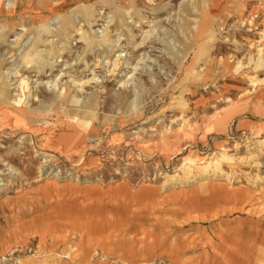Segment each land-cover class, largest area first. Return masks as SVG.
Returning <instances> with one entry per match:
<instances>
[{
	"label": "rangeland",
	"instance_id": "obj_1",
	"mask_svg": "<svg viewBox=\"0 0 264 264\" xmlns=\"http://www.w3.org/2000/svg\"><path fill=\"white\" fill-rule=\"evenodd\" d=\"M4 1L25 7L0 15V264L251 252L264 0Z\"/></svg>",
	"mask_w": 264,
	"mask_h": 264
},
{
	"label": "crops",
	"instance_id": "obj_2",
	"mask_svg": "<svg viewBox=\"0 0 264 264\" xmlns=\"http://www.w3.org/2000/svg\"><path fill=\"white\" fill-rule=\"evenodd\" d=\"M228 1H229V3L226 4L227 0H210V7H213L215 12L218 10H222L224 8V6H227V5L229 6V4L232 3L231 0H228ZM5 3H7V2L4 1V4L3 3L1 4L2 8H1L0 15L2 12H5L4 9L6 10L7 8H13L14 10H17L18 8L25 7L21 3H13L12 5H9V6H7ZM31 5L32 4H30L27 7L31 8ZM6 14L7 13L5 12L4 15H6ZM253 244H254V247L251 246V248H250L252 251L245 254V257L243 256V258H236L235 259L232 256V258L230 257L229 262L225 263V264H264V235L262 236L261 240H259L257 242H253Z\"/></svg>",
	"mask_w": 264,
	"mask_h": 264
},
{
	"label": "bare ground",
	"instance_id": "obj_3",
	"mask_svg": "<svg viewBox=\"0 0 264 264\" xmlns=\"http://www.w3.org/2000/svg\"><path fill=\"white\" fill-rule=\"evenodd\" d=\"M209 3H210V2H209ZM58 4H59V3H58ZM102 12H103V11H102ZM128 17H129V16H128ZM132 18H133V17H132ZM101 19H102V18H101ZM128 22H130V21H127L126 23H128ZM137 22H139V20H138ZM127 27H128V25H127ZM95 32H97V33H98V32L101 33V30H100V31H98V30L96 31V30H95ZM70 33H73V32H69L68 34H70ZM74 34H76V33H74ZM102 34H103V33H102ZM102 34H101V35H102ZM118 55H119V54H118ZM118 55H117V56H118ZM117 56H116V57H117ZM121 56H122V55H121ZM107 62H108V61H107ZM118 64H119L118 61L115 62L114 59H113V61H112V65H113L112 69H114ZM122 65H123V64H122ZM132 67H133V66H132ZM133 68H134V67H133ZM117 69H118V68H117ZM20 75H21V74H20ZM21 79H25V76H23ZM28 79H29V78H28ZM71 81H72V80H71ZM79 83H81V82H79ZM79 83H76L75 85H78V86H79V85H80ZM18 85H19V84H18ZM51 85H52L53 88H55V87L57 86L56 84H51ZM15 87H16V85L12 86L11 88H15ZM54 90H55V89H54ZM25 130H26V129H25ZM30 134H31V133H30ZM30 136H32V135H30ZM32 140H33V139H32ZM34 140H35V139H34ZM34 140H33V141H34ZM33 143H34V142H33ZM34 144H35V143H34ZM41 151H44V150H41ZM46 151H47V150H46ZM41 154H42V152H41ZM237 157H238V156H237ZM47 161H48V160L43 161L42 164H43V163L45 164ZM170 176H172V175H170Z\"/></svg>",
	"mask_w": 264,
	"mask_h": 264
}]
</instances>
